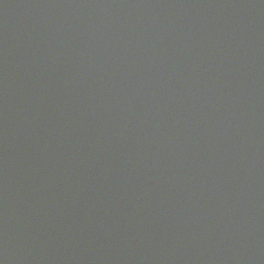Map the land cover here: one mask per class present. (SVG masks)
I'll list each match as a JSON object with an SVG mask.
<instances>
[{"label":"water","instance_id":"water-1","mask_svg":"<svg viewBox=\"0 0 264 264\" xmlns=\"http://www.w3.org/2000/svg\"><path fill=\"white\" fill-rule=\"evenodd\" d=\"M0 264H264V0H0Z\"/></svg>","mask_w":264,"mask_h":264}]
</instances>
